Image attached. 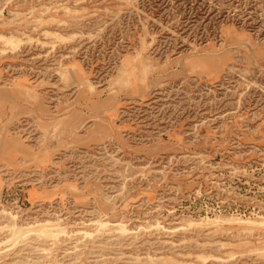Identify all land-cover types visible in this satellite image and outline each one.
Wrapping results in <instances>:
<instances>
[{"label": "rangeland", "instance_id": "rangeland-1", "mask_svg": "<svg viewBox=\"0 0 264 264\" xmlns=\"http://www.w3.org/2000/svg\"><path fill=\"white\" fill-rule=\"evenodd\" d=\"M0 264H264V0H0Z\"/></svg>", "mask_w": 264, "mask_h": 264}, {"label": "bare ground", "instance_id": "bare-ground-1", "mask_svg": "<svg viewBox=\"0 0 264 264\" xmlns=\"http://www.w3.org/2000/svg\"><path fill=\"white\" fill-rule=\"evenodd\" d=\"M246 221V220H245ZM249 221V220H248ZM250 223V222H249Z\"/></svg>", "mask_w": 264, "mask_h": 264}]
</instances>
